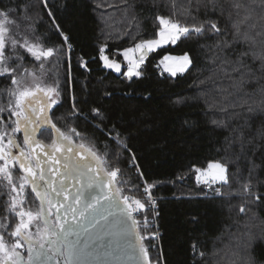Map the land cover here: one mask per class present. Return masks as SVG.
<instances>
[{"label":"snow or ice","instance_id":"6c2138e0","mask_svg":"<svg viewBox=\"0 0 264 264\" xmlns=\"http://www.w3.org/2000/svg\"><path fill=\"white\" fill-rule=\"evenodd\" d=\"M54 4L55 0H28L0 8V77L10 80L0 88V198L7 197L3 204L6 215L0 219V264H166L154 243L159 240L158 228L151 226L148 216L141 222L136 215L146 208L153 217L158 215L152 193L156 182L146 179L124 135L115 124L106 128V117L95 106L90 108L91 120L100 123L93 127L108 140L100 146L95 134L79 131L73 118L90 122L89 113L79 107L88 104V99L80 100L74 92L70 93V110L59 117L54 115L64 91L59 77L53 79L50 74L51 69L73 50L71 38L57 18V9H66L67 0ZM106 7L114 8L121 22L137 28L136 42L119 52L126 63L125 71L121 62L105 54L107 43L98 47L102 66L128 80L143 76L150 53L175 45L182 37L195 34L215 38L214 44L205 46L214 66L209 79L227 81L232 91L218 88L220 100L210 92L202 95L207 97L205 104L210 111L223 114L211 123L230 129L225 137L226 151L239 148L236 160L247 162L248 177L237 178L240 188L232 193L224 191L231 187L234 174L223 160L209 162L207 168L193 166V171L198 185L223 199L235 195L242 201L238 206L227 205L229 211L238 207V214L247 217L243 224L236 221L237 231L230 234V264H256L253 251L264 241V221L256 224V214H248L264 199L259 191L261 182L253 180L260 167L253 157L264 142V125L251 135L245 129L250 130L256 118L264 117V0H186L179 5L180 12L172 0L171 15H156L158 27L151 38L139 37L141 25L132 0H114ZM201 9L204 19L198 16ZM45 14L48 29L41 33ZM179 16L184 17L183 22ZM219 17L224 18L223 25ZM100 19L108 28L116 22L107 12H101ZM49 32L58 36L59 44L50 41ZM25 54L31 58V67ZM79 60L80 67L90 71L88 62L83 57ZM191 65L185 53L165 55L156 67L162 66L163 72L175 77ZM68 79L71 82L70 64ZM58 120L64 122L63 128L57 125ZM232 121L238 123L233 126ZM124 152L131 154L129 165L143 181L144 199L125 194L131 181L122 178L124 170L119 166ZM235 175H242L239 167ZM105 236L110 238L107 246L102 243ZM191 251L194 261L198 257L204 264L208 260L219 264L215 260L218 250L208 253L193 242Z\"/></svg>","mask_w":264,"mask_h":264},{"label":"trees","instance_id":"16d2710c","mask_svg":"<svg viewBox=\"0 0 264 264\" xmlns=\"http://www.w3.org/2000/svg\"><path fill=\"white\" fill-rule=\"evenodd\" d=\"M28 0H0V8L10 3H27ZM51 2V0H50ZM64 0H55L56 4ZM114 0H67L68 7L57 9V18L65 32L71 38L73 50L60 59L58 67L51 69L53 79L59 77V84L64 91L62 102L53 109L54 115L59 117L71 108L70 93L83 100L87 96L88 104L81 103V107L89 113L90 122L82 117L73 118L74 125L79 131L95 134L98 145L102 146L108 137L97 131L93 124L99 120H91L90 108H100L106 120L104 126L110 128L113 124L127 139L129 148L138 158L137 163L149 182H156L152 189L157 201V228L159 240L154 241L159 252L166 258V264H204V261H194L191 245L196 242L198 247L208 253L219 251L215 260L219 264H230L229 245L232 233L237 231L236 221L241 224L247 217L238 214V207L229 211L227 205H239L242 201L233 195L230 199L216 196L212 189L198 185L193 166L206 168L209 162L223 160L228 165L229 172L234 174L231 187L224 188L225 192L235 193L240 188L237 178L243 180L248 177L249 165L243 159L236 160L235 147L226 151L228 145L225 137L230 129L217 127L211 123L213 119L223 118L218 111H210L205 104L207 97L203 92H210L217 100L221 99L218 88H228L227 81L209 79L213 77L214 66L210 63V53L206 45H212L215 38L196 36L195 34L182 37L175 45L169 44L149 54L143 67V76L139 79L128 80L119 73L103 68L99 60L98 47L107 43L105 54L115 58L126 70V63L119 52L132 46L137 36L135 24L128 25L120 21V14L114 9L106 7ZM135 12L139 17V37L151 38L158 27L155 20L157 14L169 16L172 12V0H132ZM177 11H182L179 5L186 0H175ZM101 4V8H96ZM101 12L115 16V23L111 28L105 27L100 19ZM194 14H196L194 12ZM199 19L205 18L203 9L198 13ZM174 19L177 17H173ZM181 22L183 16L178 17ZM212 18H218L213 16ZM224 24V18L219 17ZM48 29V17L44 15V23L39 31ZM132 35H126L125 33ZM50 41L60 43L57 35L49 32ZM188 53L192 65L183 74L172 77L163 72V68L156 67L165 55L181 56ZM88 62L87 69L80 67L79 58ZM27 66H32L31 58L25 54ZM71 65L72 80L69 82L68 72ZM206 81L201 84L200 81ZM10 84V80L0 77V88ZM228 91L232 89L228 88ZM61 128L63 121H56ZM233 126L236 121L230 122ZM264 125V117L256 118L251 129H245L249 135L254 134ZM47 135V134H46ZM50 141V137H49ZM110 142V141H109ZM111 143V142H110ZM260 151L248 152L255 163L260 165L253 177L254 182L260 181L259 191L264 194V142ZM115 150V145H112ZM130 153L124 152L120 167L124 170V179L131 181L125 187V194L139 193L143 188V181L130 168ZM237 167L242 175L237 177ZM183 177V179H178ZM132 185L138 186L133 187ZM220 185H213V188ZM1 204V202H0ZM2 205V204H1ZM255 213L256 224L264 221V199L259 206H252L251 216ZM148 216L147 211L143 212ZM143 218L139 219L143 222ZM254 232L259 229L253 228ZM146 244L149 241H145ZM155 254V253H154ZM253 256L256 264H264V241L255 245ZM208 264H213L208 260Z\"/></svg>","mask_w":264,"mask_h":264},{"label":"built area","instance_id":"2783aa9c","mask_svg":"<svg viewBox=\"0 0 264 264\" xmlns=\"http://www.w3.org/2000/svg\"><path fill=\"white\" fill-rule=\"evenodd\" d=\"M130 168L134 171L135 174H137L136 168L131 167V166H130ZM129 195H135V196H137L138 198H141V199H144L145 198V194L143 193V188L141 189V191L139 193H134V194H129ZM155 199H156V209H155V211L158 212L157 211V208H158L157 207L158 198L155 197ZM145 211H147L148 214H149V221L151 222V226L154 227V228H157V216L158 215L155 216V217H153L150 208H146ZM136 215H137V218L138 219H142L143 218V213H138Z\"/></svg>","mask_w":264,"mask_h":264},{"label":"flooded vegetation","instance_id":"af4514ba","mask_svg":"<svg viewBox=\"0 0 264 264\" xmlns=\"http://www.w3.org/2000/svg\"><path fill=\"white\" fill-rule=\"evenodd\" d=\"M5 200H7L6 196L0 198V202L2 204V205L0 204V219H2L6 215L5 209H4V206H3ZM22 255H25V257H26V251L25 250H22Z\"/></svg>","mask_w":264,"mask_h":264},{"label":"water","instance_id":"95a60500","mask_svg":"<svg viewBox=\"0 0 264 264\" xmlns=\"http://www.w3.org/2000/svg\"><path fill=\"white\" fill-rule=\"evenodd\" d=\"M109 239H110L109 237L105 236L104 239H103V241H102V243H103L105 246H107Z\"/></svg>","mask_w":264,"mask_h":264},{"label":"rangeland","instance_id":"374dc122","mask_svg":"<svg viewBox=\"0 0 264 264\" xmlns=\"http://www.w3.org/2000/svg\"><path fill=\"white\" fill-rule=\"evenodd\" d=\"M102 62V61H101ZM104 68V67H103ZM107 70H110V71H112L111 69H107ZM114 72V71H113ZM114 73H116V72H114ZM117 74V73H116ZM19 135V134H18ZM207 168V167H206Z\"/></svg>","mask_w":264,"mask_h":264}]
</instances>
